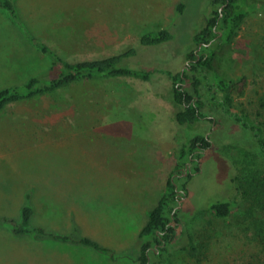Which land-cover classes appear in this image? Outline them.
<instances>
[{
  "label": "rangeland",
  "instance_id": "1",
  "mask_svg": "<svg viewBox=\"0 0 264 264\" xmlns=\"http://www.w3.org/2000/svg\"><path fill=\"white\" fill-rule=\"evenodd\" d=\"M15 2L26 26L0 7V89L50 67L24 27L74 61L135 47L127 65L154 73L150 79L106 77L77 96L48 93L0 111V215L20 218L32 191L35 223L58 232H70L76 223L116 256L15 235L5 224L0 225V264H140V232L175 171L188 186L179 215L199 247L181 248L187 240L180 233L175 253L163 261L153 256L155 263L264 264V181L257 180L264 162L253 132L209 104L208 117L194 127L180 124L172 80L158 70L187 67L188 54L199 48L195 31L214 8L223 7L211 0ZM247 2L254 8L233 41L217 50L216 65L227 76L245 77V94L236 90L235 106L264 126V0ZM163 28L173 32L172 40L141 43L143 34ZM198 133L212 141L200 167L195 169L193 159L187 163L190 171L185 163L176 169L180 148ZM216 200L236 204L219 217L209 208Z\"/></svg>",
  "mask_w": 264,
  "mask_h": 264
},
{
  "label": "trees",
  "instance_id": "2",
  "mask_svg": "<svg viewBox=\"0 0 264 264\" xmlns=\"http://www.w3.org/2000/svg\"><path fill=\"white\" fill-rule=\"evenodd\" d=\"M211 1L213 6L221 5L223 8H214L211 14L205 17L201 28L195 31L193 41L198 44L199 48L188 54L190 59L188 66L177 72L165 70V68L158 70L167 73L172 80L174 100L181 106L177 112V120L180 124L194 127L199 121L208 117L204 108L209 104L216 110L232 116L241 123L243 128L253 132L264 162V126L261 122L252 119L246 110L235 106L236 90L240 95L245 94V77L227 76L221 73L216 65V61L220 58L217 50L223 47L224 42L233 41L244 19L254 7L253 4L247 2L248 0ZM0 7L7 9L18 24L26 26L15 0H0ZM184 8V1L180 2L178 10L183 12ZM24 28L27 38L40 53L50 59L51 64L46 71L32 76L23 83L1 88L0 111L13 102L34 99L48 93L69 91L72 96H77L90 84L106 77L132 75L150 79L154 73V70L127 65V60L137 53L135 47L106 57L74 61L58 52L28 28ZM173 38V32L163 28L143 34L141 43L159 45ZM211 147L212 141L208 135L203 133L193 135L180 148L181 162L176 169L185 163L190 171L187 163L193 159L196 163L195 169H198L201 154ZM256 169L259 170L257 166ZM175 172L170 175L157 205L149 210L148 221L140 232V255L138 257L140 264H156L153 256L157 261H163L166 256L173 255L176 250L175 245L180 243L178 240L180 233L185 234L184 238L187 240L181 248L190 252L198 250L199 246L194 236L183 225L179 215V204L182 203V198L188 194V186L186 182L180 184L175 177ZM255 174L258 175L257 170ZM257 177L258 181H264V174ZM236 178L241 179L240 175H237ZM25 197L20 218L0 215V225H9L15 235H31L38 240L84 245L116 257L113 248L102 244L91 236L82 234L76 223L73 224L70 232H58L35 223L33 217L36 205L32 198V191H28ZM235 204L236 202L231 200H216L210 204L209 208L219 217H224L231 212Z\"/></svg>",
  "mask_w": 264,
  "mask_h": 264
},
{
  "label": "flooded vegetation",
  "instance_id": "3",
  "mask_svg": "<svg viewBox=\"0 0 264 264\" xmlns=\"http://www.w3.org/2000/svg\"><path fill=\"white\" fill-rule=\"evenodd\" d=\"M187 165H188L189 169L191 170V165H190V163H189V164H187Z\"/></svg>",
  "mask_w": 264,
  "mask_h": 264
}]
</instances>
